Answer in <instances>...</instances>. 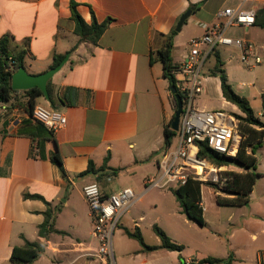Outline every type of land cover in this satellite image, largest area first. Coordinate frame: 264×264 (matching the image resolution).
I'll use <instances>...</instances> for the list:
<instances>
[{"label":"crops","instance_id":"obj_1","mask_svg":"<svg viewBox=\"0 0 264 264\" xmlns=\"http://www.w3.org/2000/svg\"><path fill=\"white\" fill-rule=\"evenodd\" d=\"M73 1L88 25L92 24L93 16L98 23L110 20L98 45L79 44V37L74 33L71 0H0V40L10 38L11 56L26 52L24 68L29 74H43L53 68L56 55L69 54L67 63L51 80L53 95L59 104L57 112L66 116L67 124L54 133L55 140L47 143L48 153L56 151L61 155L67 178L54 163L37 157L34 151L32 135L39 123L25 110L28 98L24 91L13 93L10 103L0 104V264H13L11 255L15 247L40 241L39 227L45 221L47 203L53 209L61 208L54 213V228L60 233L50 234L45 252L33 264H93L92 255L99 244L82 189L86 184L97 183L103 193L110 194L96 176L79 175L90 163L96 168L104 166L106 159L108 175L105 178L110 182L130 173L141 175L144 185L150 171L157 170V162L166 148L164 130L175 115V99L158 52L168 45L179 19L194 9L181 31L172 38L176 66L188 55L190 40L224 24L225 18L219 16L221 11L242 6L256 14L264 6V0ZM198 5L199 9H195ZM183 34H189L184 44L180 42ZM226 35L253 43L263 64L264 28L256 24L250 28L232 26ZM218 50L224 69L240 61L237 49L220 47ZM210 61L205 69L202 95L213 101L198 102L196 107L224 110L232 106L239 110L223 97L219 77L208 73V67L211 70L215 64L214 58ZM249 86L241 84L243 88ZM259 94L263 97L264 88ZM37 102L52 110L44 97ZM255 115L264 123L263 111ZM257 130L264 131V128ZM257 173L260 178L264 175ZM143 189L138 188V195L142 196L135 205L151 192ZM255 191L253 188L249 195L250 210L243 217L249 220L245 222L249 233L252 231L248 224L259 226L251 234L258 239V234L264 235V190L258 198ZM213 194L216 200L215 191ZM26 195L42 199L25 198ZM201 203L205 208V222L209 223L203 195ZM144 220L145 216L139 218V222ZM230 245L226 257L183 259L187 264H199L208 257L227 258L232 253L233 264L249 260L240 255L243 250L236 249L232 242ZM252 261L264 264V253H257Z\"/></svg>","mask_w":264,"mask_h":264},{"label":"built area","instance_id":"obj_2","mask_svg":"<svg viewBox=\"0 0 264 264\" xmlns=\"http://www.w3.org/2000/svg\"><path fill=\"white\" fill-rule=\"evenodd\" d=\"M219 16L225 18L224 24L199 38L190 40L188 55L173 71L176 89L183 96V113L177 131L178 144L173 149L172 146H168L162 152L157 162L159 175L150 176L145 180L144 192L152 189H177L192 180L222 187L231 180L227 166H217L206 157H199L200 144H207L219 155L235 158L244 139L239 120L222 109L200 110L196 107L195 99L203 93L206 63L214 48L237 49L240 52V62L251 70L262 64V58L253 43L226 35V30L232 26L241 28L254 26L255 11L240 6L221 11ZM31 117L53 133L67 124L64 114L39 104L33 108ZM82 193L99 244L97 252L92 257L99 259L102 264H115L114 233L121 218L142 195L136 194L131 188H124L107 195L97 183L86 184ZM200 206L205 211L202 203Z\"/></svg>","mask_w":264,"mask_h":264},{"label":"trees","instance_id":"obj_3","mask_svg":"<svg viewBox=\"0 0 264 264\" xmlns=\"http://www.w3.org/2000/svg\"><path fill=\"white\" fill-rule=\"evenodd\" d=\"M200 5L195 6V9H199ZM72 19L75 22L74 33L79 37V44L89 42L93 45H98L100 38L107 30L110 24V20L103 23H98L95 16H93L92 24L88 25L77 11V4L71 0L70 4ZM257 26L264 28V6L256 12V23ZM177 32H173L169 37L168 45L158 52L159 59L164 66V75L168 79L170 87L176 88V78L173 71L177 68L172 58L173 42L172 38ZM10 43L9 37H4L0 40V104H8L13 99V93L17 91L12 89V76L13 74L25 66L24 58L25 51L18 52L14 55H10ZM219 48H214L206 63L211 58L215 59V64L210 70V74L219 77L221 81V89L223 97L229 103L235 105L244 116H238V119L243 122L240 125L241 132L244 135L243 142L241 144L238 155L235 158L226 157L219 155L215 151L211 150L207 144H200L199 157H206L209 161L217 166H229L235 165L243 169L244 172L234 173L230 172L228 175L231 177L225 185L217 187L212 185V188L216 193V201L220 206L228 207H242L248 205L249 195L253 191V188L260 178V174L256 172L258 166V160L256 158V152L262 147L264 131L257 130V128H264V123L255 115L250 102L246 97H243L235 92L233 87L228 81L226 71L224 69V61L219 53ZM65 56L54 57V66L59 65ZM48 92L50 95V106L52 110H58L59 104L57 103L53 89L51 87V81L48 83ZM28 98L27 106L25 110L31 114L33 108L38 105V99L44 97L42 92L37 89H31L24 91ZM178 93L181 97L182 94ZM263 100V115H264V95ZM177 111V104L175 101V112ZM164 130L165 134V145L170 146L173 138L177 135L172 129V122ZM34 143V151L37 153V157L50 160L60 170L61 174L67 178V173L64 168V163L61 155L54 152H47V143L55 140L54 133L45 128L42 124H37L36 132L32 135ZM107 159L104 166L96 168L93 163H90L88 169L81 173L80 177L96 176L98 180L108 175L107 173ZM114 174H117V170H114ZM202 185L199 181H189L187 185L177 189H171L174 197L181 207L182 214L190 222H193L201 227L206 226L204 219V211L200 204L202 201ZM25 198L31 199H42L40 196L26 195ZM48 209L44 213L45 221L39 227V242L30 243L26 242L22 247H15L11 255V262L13 264H33L38 260L45 252V248L48 244V238L52 233H60L54 228V218L57 211H60V207L53 209L49 203H47ZM154 232L159 237L161 245L158 248L165 249L167 251L181 253L183 246L178 245L172 241V239L162 230L158 225L153 226ZM125 234L136 241H138L145 250L151 252L155 251L157 247L149 246L145 243L144 237L141 230L136 227L134 230L124 228ZM181 263L187 264L181 257ZM234 256L231 253L227 258H213L208 257L199 262V264H233Z\"/></svg>","mask_w":264,"mask_h":264},{"label":"rangeland","instance_id":"obj_4","mask_svg":"<svg viewBox=\"0 0 264 264\" xmlns=\"http://www.w3.org/2000/svg\"><path fill=\"white\" fill-rule=\"evenodd\" d=\"M185 31L184 34H186ZM181 37L182 44L189 36ZM192 34V33H190ZM180 50H183L181 48ZM213 64V60L210 61ZM229 74L231 84L243 95L248 97L250 105L255 114L263 111V101L259 92L264 88V61L262 65L255 69H248L240 61L230 63L225 67ZM208 73L210 68L208 67ZM242 83L251 84L249 87H241ZM203 94V93H202ZM196 97V103L208 104L213 101L206 95ZM199 100V101H198ZM226 113L232 114L236 120L238 116H244L235 110L232 106L224 109ZM243 124L239 120V125ZM178 144V136L176 135L170 146L172 149ZM264 144V143H263ZM258 158V171L264 173V146L256 152ZM229 172L240 173L243 169L235 165L227 166ZM159 173L153 168L150 171V176L156 177ZM141 175H126L115 178L112 182L108 178H102L99 183L103 189L109 194H113L118 189L133 188L138 194V188H145ZM255 197L258 198L264 190V175L257 179L254 186ZM144 190V189H143ZM215 190L212 185H202V195L205 205L208 207L205 216L209 219L206 226L201 227L193 222H190L180 212L181 207L178 205L171 189H152L151 192L145 195L143 202H139L131 208L120 220L113 237V252L115 264H181V257L185 258H202L208 255L215 257H226L228 255L229 245L232 242L233 246L238 250H243L241 256L249 258L242 264H256L252 261L257 253H264V235L258 234V239H254L251 234L259 229L255 223H250L247 227L252 231L246 230L245 222L248 218H244L246 212L250 210L249 203L240 207L219 206L213 194ZM255 210V206L252 207ZM145 216V220L139 222V218ZM158 225L172 241L183 246L181 253L167 251L158 248L161 245L159 237L154 232L153 226ZM138 226L144 237L145 243L157 249L150 253L136 240L129 238L124 228L134 230ZM246 230V231H244ZM234 233V238H231ZM231 246V245H230ZM93 264H102L99 259H94ZM184 264V263H182Z\"/></svg>","mask_w":264,"mask_h":264},{"label":"water","instance_id":"obj_5","mask_svg":"<svg viewBox=\"0 0 264 264\" xmlns=\"http://www.w3.org/2000/svg\"><path fill=\"white\" fill-rule=\"evenodd\" d=\"M193 11L194 9H190L181 16L176 27V32L181 31L183 25L190 18ZM68 59L69 54L65 56L59 65L40 75L29 74L24 67L20 68L12 76V89L15 91H28L37 88L42 92L44 98L49 101L50 95L48 92V83L52 80L55 74L64 67ZM171 92L177 104V111L175 112L174 120L172 122V129L177 132L179 130L180 119L183 113V100L175 87H171Z\"/></svg>","mask_w":264,"mask_h":264}]
</instances>
